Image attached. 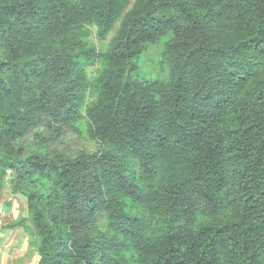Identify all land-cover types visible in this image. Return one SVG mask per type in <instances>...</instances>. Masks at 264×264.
Returning <instances> with one entry per match:
<instances>
[{
	"label": "trees",
	"instance_id": "1",
	"mask_svg": "<svg viewBox=\"0 0 264 264\" xmlns=\"http://www.w3.org/2000/svg\"><path fill=\"white\" fill-rule=\"evenodd\" d=\"M9 175L37 264H264V0H0Z\"/></svg>",
	"mask_w": 264,
	"mask_h": 264
},
{
	"label": "rangeland",
	"instance_id": "2",
	"mask_svg": "<svg viewBox=\"0 0 264 264\" xmlns=\"http://www.w3.org/2000/svg\"><path fill=\"white\" fill-rule=\"evenodd\" d=\"M118 27L119 25L109 34L107 40L113 36ZM93 41L98 47L103 45L95 37V34ZM163 47L164 43L160 40L149 45L142 53L138 59L139 76L156 79L169 75V66L164 61L162 54ZM90 70V74H92L94 68ZM80 128L81 134L74 129L67 131V141L71 143V146L97 148L99 144L89 137L86 124H81ZM68 149L66 145L62 146V150ZM12 179L13 176L9 175L4 184H1L0 181V228L2 229L0 230V264H36L38 261L36 248L39 238L26 231L22 225L13 228L5 227L10 222L18 221L27 215V200L23 195L13 192ZM27 223L32 226L30 219L27 220Z\"/></svg>",
	"mask_w": 264,
	"mask_h": 264
},
{
	"label": "crops",
	"instance_id": "3",
	"mask_svg": "<svg viewBox=\"0 0 264 264\" xmlns=\"http://www.w3.org/2000/svg\"><path fill=\"white\" fill-rule=\"evenodd\" d=\"M27 215H28V209H27ZM27 215H25L24 217H27ZM14 222H15V221H14ZM10 223H12V222H10ZM10 223H9V224H10ZM9 224H8V225H9ZM8 225L5 226V227H6V228H13V227H10V226H8ZM14 227H15V226H14ZM0 230H2V229L0 228ZM25 230H26V229H25ZM27 233H28V232H27ZM1 234H2V233H1ZM37 255H38V261H39L40 255H39L38 252H37ZM0 257H1V254H0ZM4 258H5V257H4ZM6 260H7V259H6ZM38 261H37V263H38ZM37 263H36V264H37Z\"/></svg>",
	"mask_w": 264,
	"mask_h": 264
}]
</instances>
